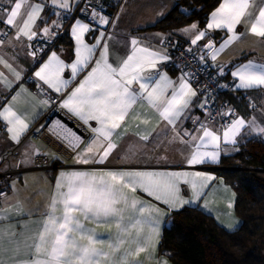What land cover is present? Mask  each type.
Wrapping results in <instances>:
<instances>
[{
	"label": "snow or ice",
	"instance_id": "1",
	"mask_svg": "<svg viewBox=\"0 0 264 264\" xmlns=\"http://www.w3.org/2000/svg\"><path fill=\"white\" fill-rule=\"evenodd\" d=\"M51 2L60 8L70 7L69 0ZM255 2L256 0H221L219 6L210 14L206 29L197 32L191 43L197 44L206 36L209 29H226L230 35L219 48H215L212 42L204 45L208 49H213L211 58L215 60L217 54L240 38L236 28L242 23L250 25L246 31L264 38V6H260L258 14H255L251 10ZM260 4L264 5V0H260ZM8 5L0 9L3 13L0 15V23L14 27L17 39L24 36L32 40L37 35L33 27L43 5L32 4L30 0H8ZM100 23L107 24L108 20L101 17ZM197 28L198 25L194 23L190 28L181 31L188 33ZM89 30V25L79 20L71 29L77 44L76 60L68 65L71 68L72 79L90 64L92 66L79 85L61 103V107L79 116L85 124L95 121L98 125L96 127L90 125L94 137L85 145L83 151L77 153L76 163L104 164L118 146L113 136L122 139L127 134L125 118L137 104L146 103L155 110L159 122L164 123L165 127L170 126L174 133L170 142L179 141L192 149L186 161L188 165L208 161L216 163L222 151L221 141L223 140L225 144L237 142L236 137L246 123L243 118L232 119L224 128L222 137L203 123L196 130L201 133L198 136L179 128L178 122L182 120L185 110L189 108L197 92L183 76L177 87L166 75L158 73L157 64L161 60H167L166 55L141 47L138 40L133 39L131 52L126 57L110 63L108 44L105 42L101 45L104 33L100 34L96 44L91 47L84 43L83 36ZM43 32L48 34L49 28H44ZM97 48H102L99 58L92 60ZM0 64H3L16 80L21 79L20 72L2 57ZM65 67L64 62L53 52L35 72V76L50 89L62 93L70 83L69 80L61 78ZM231 75L239 80L238 88H264L262 64L252 61L240 64ZM0 82L6 87L12 86V82L3 72H0ZM169 89L170 96L166 95ZM15 99L14 96L13 100ZM200 107L204 105L201 104ZM0 117L13 125L8 131L13 133L12 139L18 142L20 134L28 125L11 110V107L0 111ZM134 118L139 119V113H136ZM140 122L148 125L149 120L144 119ZM249 123L254 125L255 121ZM117 129L121 131L117 132ZM254 130L258 134H264V127H256ZM154 132L155 127L145 128L143 134L138 132L137 135L141 140L147 141ZM189 136L190 139L186 140L185 137ZM63 138L68 141L69 147L73 149L78 147L80 137L74 132L68 130ZM209 145L213 151L201 150ZM213 179L214 177L201 172L113 169L62 171L56 179L54 193L39 232L32 238L30 244L27 240L15 242L16 246L10 250L11 264H135L129 257L145 251V245L157 234L158 220L154 219V216L158 217L163 212L156 204L136 196L137 191L173 210H178L190 202L180 196L181 183L190 185L193 197L199 199L203 194L202 189ZM229 207L232 205L229 204ZM7 218L4 212H0V220ZM85 222L109 228L114 225L116 232L114 235L109 234L105 240L95 228L86 227ZM145 225L150 227V232L143 237L144 244H141V233ZM132 229L136 230L135 238L132 237ZM4 236L5 232L0 228V264H8L4 259L5 252L9 251L4 248ZM126 243L136 244L135 251L130 249L122 251V246ZM22 248L29 250L25 254L26 258H20ZM160 264H167V261H161Z\"/></svg>",
	"mask_w": 264,
	"mask_h": 264
},
{
	"label": "crops",
	"instance_id": "2",
	"mask_svg": "<svg viewBox=\"0 0 264 264\" xmlns=\"http://www.w3.org/2000/svg\"><path fill=\"white\" fill-rule=\"evenodd\" d=\"M84 1L69 0L70 7L64 9L58 5H53L51 0H30L32 4L38 3L43 5L40 16L33 27L37 35L55 37V33L63 28L62 21L69 20L66 28L69 45H61L58 51L49 52L37 63H33L26 53L25 42L28 40L27 37L21 36L17 39L14 27L0 23V37L2 34H5L4 39H0V57L11 64L21 75V79L16 80L12 73L3 64H0V72H3L8 80L12 82L10 88L0 82V111H3L6 107H11V110L28 125L27 129L20 134L19 140L35 124L41 122L43 116L51 108L49 102L44 103L46 101L44 95L59 97L58 108L73 116L83 124L88 132V137L69 159H64L54 153V163L59 165L57 169L34 168L32 166L33 155L42 147L40 142L29 141L22 148L20 160L12 164L14 167L19 168L21 173L11 184L10 194L2 201L0 207V212H4L8 217L7 219L0 220V228L5 232L4 248L9 250L5 252V261L11 264L12 252L10 250L16 246V241L27 240L30 244L32 243V238L39 232L41 222L45 219L44 214L54 193L56 179L62 171H91L93 169L155 170L201 172L210 175L214 179L208 182L206 188L202 189L203 194L199 199L193 197L190 185L180 184L181 198L190 202L184 204L178 210L184 207L198 208L201 212L211 216L222 229L228 232L237 230L241 222L234 213L235 192L216 174V171L221 168L219 165L221 157L233 155L237 151L238 146L243 142L255 137L264 140V134H258L254 130L256 127H264V88H238L237 84L239 80L231 75L235 71L236 66L249 61L264 65V38L257 37L246 31V28L250 27V25L242 23L236 28V33L240 38L228 45L223 52L217 54L215 60L211 58L213 49H208L204 45L212 42L215 48H219L220 44L230 35L226 29H209L206 36L195 44V46L206 52V62L214 68L217 75L231 83V90L223 97V100L228 107L234 108L236 111L234 118H243L246 122L245 126L241 129V133L236 137L237 142L235 144H225L223 140L221 141L222 151L218 162L213 163L208 161L203 164L188 165L186 161L192 149L179 141L170 142L174 135L170 130V126L165 127L164 123L159 122V117L155 113V110L148 107L145 103L144 105H134L129 116L125 118L127 134L122 139H117L115 135L113 136L118 146L104 164H79L76 163L77 153L83 151L85 145L94 137L91 127L98 125L95 121H89V124H85L79 116L74 115L67 108L61 107V103L79 85V82L84 79L92 66L90 64L88 68L79 72L75 79H72L71 68L68 67V65H71L76 60L75 50L77 48L71 29L77 20L87 23L79 18L75 11ZM118 1L101 0L102 13L96 18V27L87 23L90 30L83 36L84 43L91 47L96 44L97 39L100 38V34L104 33L101 45L105 42L108 44L110 63L126 57L131 52V41L133 39L138 40L139 46L146 47L162 55H165L162 42L167 38L192 44L191 40L195 38L197 32L206 29L210 21V14L215 11L221 2L208 14L202 26L198 22H193L170 33H162L158 31H145V29L164 17L173 8L175 0H123L120 6L118 5ZM8 6V0H0V9ZM260 6L264 5L260 4V0H256L251 10L255 14H258ZM117 7L118 10L113 23L106 33L108 23H100V18L104 17L109 22L111 14ZM0 15H3V13L0 12ZM194 23L198 25L197 30L188 33L181 31L182 29L190 28ZM44 28H49L48 34L43 32ZM101 50L102 48L95 50L92 60L99 58ZM53 52L66 65L61 78L70 81L62 93H57L50 89L35 76V72L39 70L42 63L46 62ZM166 61L161 60L158 62V73L166 75L178 87L181 76L175 71L164 68ZM229 65H231V68L228 71L226 67ZM153 74L154 76L156 75L155 70ZM133 87L138 86L133 85ZM21 89H25L26 91H21ZM35 89L38 91L37 93L33 92ZM170 94L171 89L168 90L166 95L170 96ZM14 96L16 97L15 100H13ZM201 102L202 97L197 92V95L192 98L189 108L185 110L182 120L178 122L181 130H186L192 135L198 136L201 134L196 131L202 123L198 114ZM136 113H139V119L134 118ZM144 119L149 120L148 125L140 122ZM253 120L255 121L254 125L249 123ZM194 121L196 122L194 123ZM0 122L5 127L3 143L6 146L14 145L17 141L12 139L13 133L8 131V128L13 127V125L8 124L2 117H0ZM158 123L159 126L157 127ZM41 125L45 124L41 123ZM123 127L124 125H122ZM154 127L156 128V132L147 141L141 140L140 136L137 135L138 132L143 134L145 128L151 129ZM207 127L216 131L222 137L223 130H220L216 125L212 124ZM116 131L119 132L121 129H117ZM157 133H159L158 136ZM185 139H190V136L185 137ZM201 150L213 151L214 149L209 145L207 148ZM135 195L149 203L156 204L163 212L158 217L154 216V219L158 220L157 234L153 235L151 241L145 245V251L139 252L134 257H129V260L134 261L135 264H160L161 261H167V264H172L166 254L159 253L158 245L167 217L172 211L177 210H173L139 191ZM229 204L232 207H229ZM85 225L89 228H95L96 232L101 234V238L105 240H107L109 234L114 235L116 232L114 225L111 228L105 225L97 226L91 222H85ZM149 232L150 227L145 225L141 233V244H144L143 237L147 236ZM12 233L16 235L12 236ZM135 236L136 230L132 229V237L135 238ZM124 249L135 251L136 244L126 243L122 246L121 250L123 251ZM27 251L29 250L22 248L20 258H26L25 254Z\"/></svg>",
	"mask_w": 264,
	"mask_h": 264
},
{
	"label": "trees",
	"instance_id": "3",
	"mask_svg": "<svg viewBox=\"0 0 264 264\" xmlns=\"http://www.w3.org/2000/svg\"><path fill=\"white\" fill-rule=\"evenodd\" d=\"M220 1L175 0L173 8L145 31L170 33L193 22L202 26ZM67 22L49 52L69 45ZM226 68L229 71L231 65ZM219 165L216 174L235 192L234 213L240 226L228 232L194 207L172 211L158 245L159 253L172 264H264L259 253L264 236V140L255 137L243 142L235 154L222 156Z\"/></svg>",
	"mask_w": 264,
	"mask_h": 264
},
{
	"label": "built area",
	"instance_id": "4",
	"mask_svg": "<svg viewBox=\"0 0 264 264\" xmlns=\"http://www.w3.org/2000/svg\"><path fill=\"white\" fill-rule=\"evenodd\" d=\"M117 10L118 7L109 18L106 33L113 23ZM101 13V0H85L77 10V16L93 27H96V18ZM66 23H68L67 20L62 21L63 26ZM62 32L63 28L55 33V37L37 35L32 40H27L25 42V50L31 61L33 63L39 62L51 50L55 38L60 36ZM4 37L5 34H2L0 39H4ZM162 46L165 55L168 57L164 68L175 71L181 77H185L190 85L201 95V104L204 105V107L198 108L201 122L206 126L214 124L220 130H224L236 115L234 108L228 107L223 100V97L231 90V83L217 75L214 68L206 62V52L197 46L172 38L165 39L162 42ZM33 92L37 93L38 91L35 89ZM44 98L51 104V108L43 116L41 122L35 124L14 145L6 146L3 143L5 127L0 122V207L2 201L10 194L11 184L21 173V170L12 164L20 160L22 148L27 142L35 141L42 144V147L37 150L38 152L33 155L32 166L34 168L57 169L59 165L54 163L53 154L51 153L53 152L64 159H69L88 137V132L83 124L64 110L58 108L59 97L44 95ZM41 123L45 125H41ZM68 130L79 136L80 142L73 151L69 154H64L55 149L52 144L55 142L59 146H63V143L67 141L63 137L67 135Z\"/></svg>",
	"mask_w": 264,
	"mask_h": 264
},
{
	"label": "bare ground",
	"instance_id": "5",
	"mask_svg": "<svg viewBox=\"0 0 264 264\" xmlns=\"http://www.w3.org/2000/svg\"><path fill=\"white\" fill-rule=\"evenodd\" d=\"M52 145H53V147L55 149H57L58 151L63 152L64 154H69L71 151H73V148L72 147H69L68 141H65V143H63V146H59L55 142Z\"/></svg>",
	"mask_w": 264,
	"mask_h": 264
},
{
	"label": "rangeland",
	"instance_id": "6",
	"mask_svg": "<svg viewBox=\"0 0 264 264\" xmlns=\"http://www.w3.org/2000/svg\"><path fill=\"white\" fill-rule=\"evenodd\" d=\"M122 1H123V0H119V1H118V5H119V6L121 5ZM237 151H238V149H237ZM237 151H236V152H237ZM236 152H235V153H236ZM235 153H234V154H235ZM51 154L54 155L53 152H52ZM54 156H55V155H54ZM259 253H260L261 257L264 259V236H263V238L261 239L260 244H259Z\"/></svg>",
	"mask_w": 264,
	"mask_h": 264
},
{
	"label": "water",
	"instance_id": "7",
	"mask_svg": "<svg viewBox=\"0 0 264 264\" xmlns=\"http://www.w3.org/2000/svg\"><path fill=\"white\" fill-rule=\"evenodd\" d=\"M38 151H36V153H37Z\"/></svg>",
	"mask_w": 264,
	"mask_h": 264
}]
</instances>
